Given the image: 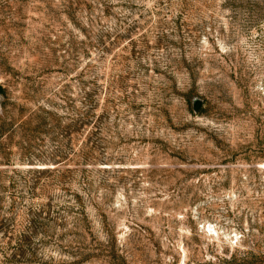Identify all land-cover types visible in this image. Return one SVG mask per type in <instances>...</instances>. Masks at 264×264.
<instances>
[{
  "label": "rangeland",
  "instance_id": "374dc122",
  "mask_svg": "<svg viewBox=\"0 0 264 264\" xmlns=\"http://www.w3.org/2000/svg\"><path fill=\"white\" fill-rule=\"evenodd\" d=\"M0 85V264H264V0H0Z\"/></svg>",
  "mask_w": 264,
  "mask_h": 264
},
{
  "label": "trees",
  "instance_id": "16d2710c",
  "mask_svg": "<svg viewBox=\"0 0 264 264\" xmlns=\"http://www.w3.org/2000/svg\"><path fill=\"white\" fill-rule=\"evenodd\" d=\"M0 91H1V93L3 94V92H4V90H3V87L0 85ZM90 95H91V93H90V91H88V90H86V91H84V101L86 102V100L88 99V98H90ZM86 97H87V99H86ZM1 103H3V101L1 102ZM41 109H43V111L45 112V113H47L49 116L47 117L48 118V120L49 121H57V116L56 117H54V114L51 112V110H50V108H48V107H43V108H41ZM91 110L89 109V108H85V111H84V113L82 114V116H81V120H80V123L81 124H83L84 126L85 125H87L88 124V118H89V112H90ZM221 260H222V262H230L229 260H225V259H222L221 258ZM198 264H220L219 262H216V261H209V260H207V261H199V262H197ZM186 264H187V262H186Z\"/></svg>",
  "mask_w": 264,
  "mask_h": 264
},
{
  "label": "water",
  "instance_id": "95a60500",
  "mask_svg": "<svg viewBox=\"0 0 264 264\" xmlns=\"http://www.w3.org/2000/svg\"><path fill=\"white\" fill-rule=\"evenodd\" d=\"M1 102H2V93L0 91V108H1ZM200 103H201V98L199 96H192L190 98V107H191V110L193 112H196L198 107L200 106ZM173 264H183V261L180 260V261H177V262H174Z\"/></svg>",
  "mask_w": 264,
  "mask_h": 264
}]
</instances>
